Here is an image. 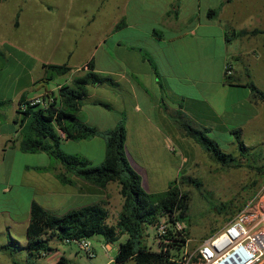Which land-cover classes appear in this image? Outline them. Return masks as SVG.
<instances>
[{
    "label": "crops",
    "instance_id": "obj_1",
    "mask_svg": "<svg viewBox=\"0 0 264 264\" xmlns=\"http://www.w3.org/2000/svg\"><path fill=\"white\" fill-rule=\"evenodd\" d=\"M176 1L179 7L175 14ZM248 1L97 0V14L92 21L103 18L108 29L95 41L89 59L76 68L70 83L87 71L88 63L93 60L96 72L109 77L114 84L89 87L79 118L96 128L99 135L77 142L85 146V150L76 152L75 156L85 158L93 167L102 165L107 147L104 133L115 129L124 119L127 158L141 176L142 188L150 194L162 193L153 189V185L164 184L166 180L157 171L153 174V146L165 153H179L178 169L181 164L184 168L189 160L187 153L194 147L179 120L200 130L207 129L209 137L221 147L235 144V138H231L234 130L229 123L238 124L235 130H241L242 137L247 130L262 131L264 102L246 84L251 81L261 91L264 87L261 78L264 75V9L249 7ZM31 2L25 0L24 5L13 12L11 25L14 30L36 31L35 21L29 19L25 9ZM47 8L59 12L62 23L58 40L65 42L69 38L67 28L74 8L64 9L61 4H47ZM213 9H218V14L211 19L208 14ZM62 10L65 11L60 14ZM36 13L38 21L45 19L40 8H36ZM1 18L2 11L0 25ZM240 31L256 33L236 36L235 32ZM116 35L118 39H114ZM44 50L45 44L21 46L0 38V59L7 62L0 65V102H8L0 109V194L10 201L0 206V221L6 220L8 225L21 228L26 234L34 203L61 217L95 204H103L110 210L114 206L112 196L120 195L117 183L104 188L94 185L67 172L60 162L17 164L8 159L9 155L26 154L21 152L18 143L22 129L18 113L20 101L47 93L58 95L62 86H68L67 82L49 89L45 66L69 64L52 62L45 57ZM140 50L147 51L153 58L163 87ZM14 60L19 64L14 65ZM227 64L233 69L232 84L225 76ZM70 68L68 74L73 73V67ZM248 115L246 122L241 124ZM72 142L62 140L67 145ZM61 175H66L71 183L64 182ZM174 181H178L177 175L165 185L169 188ZM22 217L25 219L20 220ZM94 239L97 257L100 250L106 264H118L115 258L120 242L106 244L98 238L95 243ZM105 244L110 252L104 249ZM146 244H151L150 235ZM50 247L52 250L38 259L39 264H82L83 254L75 245L51 242ZM61 247L64 249L60 251Z\"/></svg>",
    "mask_w": 264,
    "mask_h": 264
},
{
    "label": "trees",
    "instance_id": "obj_2",
    "mask_svg": "<svg viewBox=\"0 0 264 264\" xmlns=\"http://www.w3.org/2000/svg\"><path fill=\"white\" fill-rule=\"evenodd\" d=\"M178 7V1H176L173 5L175 14ZM217 14L218 9H213L209 11L208 15L214 19ZM123 25L124 23L119 27ZM255 33L256 31H240L235 32V35L243 36ZM140 52L143 59L153 68L163 87L153 58L145 50H140ZM45 68L48 80L65 76L72 70L66 64L46 65ZM226 79L229 84H232L233 77H226ZM105 83L114 84L112 79L96 72L94 61L91 60L87 65V71L77 76L73 80L72 86H62L59 89L56 103L48 109L28 105L27 109L22 111L21 105L27 100L20 101L18 113L21 115L22 129L18 143L21 152L26 154L45 153L50 158L62 163L67 172L103 188L111 183H117L123 198V210L116 225L108 224L110 212L103 204L88 206L58 217L45 210L41 205L34 203L31 208L26 243L21 245L15 240L10 242V244L16 245L17 251L24 252L25 264H39L38 259L42 257L43 253L48 254L52 250L50 243L54 240L61 243L65 239L81 237L94 239L98 237L106 244H115L120 242L123 236H127V239L119 244L118 254L115 258L116 263L126 264L134 261L136 264H173L168 255L148 249L145 244L146 231L162 215H168L172 220L174 218L182 220L189 208L190 198L178 187V181L172 182L168 190L162 193L150 194L144 191L141 176L133 169L127 158L126 121L122 119L115 129L104 133L107 141L106 157L100 166L93 167L85 158L70 156L61 150L62 140L80 142L99 135L96 128L80 120L79 114L83 101L88 96L89 87ZM246 87L264 102V92L258 89L253 82H248ZM7 105L8 102L1 101L0 109ZM104 106L110 107L106 104ZM178 123L186 136L195 141L205 153L219 164L231 166L235 161L237 162L232 155L227 154L215 140L208 136L207 129L200 130L180 120ZM232 134L235 137V143L242 151L240 155L243 157L247 147L242 132L234 130ZM61 179L66 183H71L66 175H61ZM244 206L238 207L237 214ZM186 237L188 238V235ZM182 242L184 244L186 239L182 238ZM2 250H10V245L3 246Z\"/></svg>",
    "mask_w": 264,
    "mask_h": 264
},
{
    "label": "rangeland",
    "instance_id": "obj_3",
    "mask_svg": "<svg viewBox=\"0 0 264 264\" xmlns=\"http://www.w3.org/2000/svg\"><path fill=\"white\" fill-rule=\"evenodd\" d=\"M75 1L73 3L70 0H32L30 4L25 5L29 19L35 21L33 28L36 31L34 33H31L29 29L14 30L11 25L13 12H16L21 4L23 6L25 0H6L0 4V11H2L3 16L1 18L2 25H0V38L9 42L15 41V44L21 46L45 44L43 53L46 58L56 64L68 62L69 66L73 67V73L54 80H48L49 89L57 84L66 85L67 82L68 86L73 85L70 80L75 76L76 68L82 66L84 61L89 59L92 49L96 45L95 41L97 42L99 38H102L108 29L103 18L92 21L93 16L97 14V0ZM47 4L51 6L61 4L64 5V9L66 7L69 9L74 8V16L69 21L70 27L67 28L69 38L65 42L58 40L61 30L60 24L62 23L58 17L59 12L55 9L49 10ZM246 4L249 7L260 6L264 9V0H250ZM36 8L41 9L45 16L44 20H37ZM64 11L62 10L60 14ZM118 38L117 35L114 37V39ZM229 38L231 39L230 35ZM77 39L78 43H76ZM70 53H72L71 58H69ZM13 63L14 65L19 64L16 60ZM3 64L5 65L7 62L0 59V65ZM261 78L264 82V75ZM262 88L264 92V87ZM128 106H132L130 97H128ZM247 118H249V115L240 123H245ZM229 125L233 130L238 129L237 123H229ZM132 135H134V132ZM231 138L234 139V135ZM243 140L247 147L243 153L244 158L240 155L242 151L236 143L228 145V147H221L227 154L232 155L237 160V162H234L235 166L233 164L231 166L219 164L192 140L194 147L187 153L189 160L184 168L181 164V168L178 169L181 161L179 153H165L162 149L153 146V174L157 171L158 175H164L166 178L165 183L177 175L178 187L183 193L189 195V208L181 221L187 231L188 238L191 240V247L197 246L228 224L237 214L238 207L246 205L255 196L264 193V128L262 131H245ZM61 150L67 155L75 156L76 152L85 150V146H80L77 142L68 145L62 143ZM8 159L15 161L17 164L33 163L35 161L50 162L52 164L58 162L46 154H18L15 157L9 155ZM165 183H160L155 187L153 185V189L165 192L168 188ZM112 201L114 206L109 210L108 224L116 225L123 210V198L121 194H116L112 196ZM9 202L6 196L0 194V206L4 207ZM24 219V217L20 218V220ZM10 226L6 220L0 221V264H25L24 252L17 251L15 249L16 245L14 243L10 244V242L15 240L24 245L27 241L26 233L21 228ZM149 233L150 230L147 228L145 244L148 241ZM97 239L98 237L94 239L95 243L98 241ZM126 239L127 236H123L120 242H124ZM54 242L60 243L56 240ZM5 245H10V250H2ZM63 249L61 247L60 251ZM98 251V257L94 260H89L82 255L81 263L106 264L107 260L104 259L100 250ZM127 264L136 263L132 261Z\"/></svg>",
    "mask_w": 264,
    "mask_h": 264
},
{
    "label": "built area",
    "instance_id": "obj_4",
    "mask_svg": "<svg viewBox=\"0 0 264 264\" xmlns=\"http://www.w3.org/2000/svg\"><path fill=\"white\" fill-rule=\"evenodd\" d=\"M225 76H233L230 64L226 65ZM57 96L47 93L27 100L21 110L25 111L28 105L46 110L56 103ZM148 228L151 237L148 249L168 255L173 264H264V193L251 199L228 224L194 247L190 246L191 240L179 219L162 215ZM182 238L186 239L184 244ZM63 243L75 245L89 260L97 257L91 238L65 239ZM103 247L110 252L108 245Z\"/></svg>",
    "mask_w": 264,
    "mask_h": 264
}]
</instances>
